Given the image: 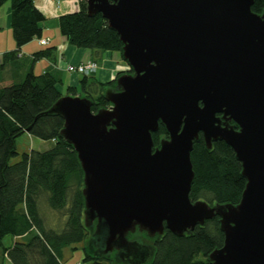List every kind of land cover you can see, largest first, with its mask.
<instances>
[{
  "label": "water",
  "instance_id": "water-1",
  "mask_svg": "<svg viewBox=\"0 0 264 264\" xmlns=\"http://www.w3.org/2000/svg\"><path fill=\"white\" fill-rule=\"evenodd\" d=\"M253 3L86 0L131 72L105 90L108 109L92 113L89 100L63 96L48 113L63 119L59 136L83 174L84 225L102 254L141 258L128 234L181 237L218 217L223 244L209 261L264 264V10L251 12ZM159 125L167 138L154 147ZM199 135L207 149L224 142L240 163L237 205L190 201Z\"/></svg>",
  "mask_w": 264,
  "mask_h": 264
},
{
  "label": "trees",
  "instance_id": "trees-1",
  "mask_svg": "<svg viewBox=\"0 0 264 264\" xmlns=\"http://www.w3.org/2000/svg\"><path fill=\"white\" fill-rule=\"evenodd\" d=\"M77 2L76 12L57 18L59 34L75 48L94 53L110 51L121 57L122 44L116 33L108 28L100 14L87 16L86 0ZM5 3L10 8L15 48L19 50L31 40L41 39L46 19L35 8L33 0H0V8ZM263 10L264 0H254L251 12L259 15ZM52 50L47 48L34 53L33 59L51 57ZM11 54L8 52L3 56L0 67ZM94 73L81 75L78 86L67 87L64 94L57 88L61 80L52 71L40 75L29 71L21 82L0 87L2 259L10 264H62V249L78 244L82 251L81 264H212L209 254L223 244L218 217L205 221L181 237L166 228L153 238L137 230L128 234V240L144 250L141 258L133 256L122 260L114 254L101 253L97 237L93 236V226L84 225L83 174L73 148L59 136L63 119L48 113L63 96L89 100L92 113L108 109L110 104L104 98V92L113 89L116 79L124 72L117 73L113 80L104 84L96 80ZM158 129L152 134L154 147H158L161 139L167 138L161 125ZM24 133L40 141H52L53 147L44 152L30 150L11 163L18 156L16 139ZM190 161L194 173L189 192L191 202L204 201L210 206L239 203L246 181L229 146L218 141L207 149L199 135L193 143ZM41 201L64 218L60 230L44 226L39 213ZM5 237L11 238L7 247L2 242Z\"/></svg>",
  "mask_w": 264,
  "mask_h": 264
},
{
  "label": "crops",
  "instance_id": "crops-1",
  "mask_svg": "<svg viewBox=\"0 0 264 264\" xmlns=\"http://www.w3.org/2000/svg\"><path fill=\"white\" fill-rule=\"evenodd\" d=\"M33 3L46 19L41 39H48V45L40 46L39 39L35 38L17 50L11 34L9 4L5 3L0 8V64L6 53L12 52V54L7 56L6 61L0 67V87L21 82L29 71L34 75L52 71L61 80V84L57 88L63 92V89L65 91L67 87H77L79 83V74L68 73L65 67L89 61L97 64V70L93 76L102 84L113 80L117 73L128 71V66L118 53L110 51L94 53L90 50L78 49L68 45L59 34L57 18L76 12L78 10L77 0H61L57 4L53 0H33ZM47 48L53 49L51 57L33 59L34 53ZM53 144L52 141L39 140L35 150L48 151L53 147Z\"/></svg>",
  "mask_w": 264,
  "mask_h": 264
},
{
  "label": "rangeland",
  "instance_id": "rangeland-1",
  "mask_svg": "<svg viewBox=\"0 0 264 264\" xmlns=\"http://www.w3.org/2000/svg\"><path fill=\"white\" fill-rule=\"evenodd\" d=\"M127 70L124 72L126 73ZM79 79L81 75H78ZM64 94V89L63 92ZM39 140L35 137L29 136L27 133L22 134L16 139V152L18 156L11 160V163H14L19 160L20 156L24 153L29 152L32 149H36ZM39 213L43 220V224L46 228L52 227L55 230H60L64 223V218L59 214L50 210L47 204L44 201L39 203ZM3 246L7 247L11 244V238L5 237L3 239ZM61 262L62 264H81L82 263V251L81 245H71L69 247L63 248L61 252ZM113 254V253H112ZM0 264H10L7 260L2 259L0 251Z\"/></svg>",
  "mask_w": 264,
  "mask_h": 264
},
{
  "label": "built area",
  "instance_id": "built-area-1",
  "mask_svg": "<svg viewBox=\"0 0 264 264\" xmlns=\"http://www.w3.org/2000/svg\"><path fill=\"white\" fill-rule=\"evenodd\" d=\"M57 3H59L61 0H53ZM49 40L48 39H39L38 43L40 46L45 47L48 45ZM65 70L68 73H76L79 75H89L94 73L97 70V65L94 62H86L84 64H78V65H67L65 67Z\"/></svg>",
  "mask_w": 264,
  "mask_h": 264
},
{
  "label": "bare ground",
  "instance_id": "bare-ground-1",
  "mask_svg": "<svg viewBox=\"0 0 264 264\" xmlns=\"http://www.w3.org/2000/svg\"><path fill=\"white\" fill-rule=\"evenodd\" d=\"M159 130V129H158ZM158 132V131H157ZM209 204V203H208ZM219 204V203H218ZM236 205V204H235ZM234 206V205H233Z\"/></svg>",
  "mask_w": 264,
  "mask_h": 264
}]
</instances>
